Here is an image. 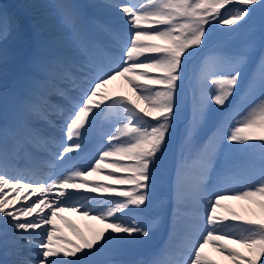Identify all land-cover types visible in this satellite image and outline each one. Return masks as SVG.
I'll list each match as a JSON object with an SVG mask.
<instances>
[{"label":"snow or ice","instance_id":"snow-or-ice-1","mask_svg":"<svg viewBox=\"0 0 264 264\" xmlns=\"http://www.w3.org/2000/svg\"><path fill=\"white\" fill-rule=\"evenodd\" d=\"M105 6L116 8L123 27L113 34L115 47L105 49L102 61L98 42L72 0H24L19 12L0 5V80L5 81L0 89V236L12 229L25 246L32 245L34 234L43 236L35 253L17 248L15 264H97L92 259L97 254L150 238L153 225L143 214L178 118L187 63L208 44L216 26L237 31L254 11L264 13V0H123L114 5L106 0ZM49 9L56 27L48 23ZM254 52L255 45L248 44L204 59V87L193 105L186 142L195 141L212 111L220 118L192 156L204 211L198 225L189 228L187 257L163 253L136 264H222L206 251L209 247L230 264L264 259V162L259 180L243 189L227 186L247 179L227 165L217 174L216 186L209 184L219 157L226 155L225 145H264V35L248 73ZM12 62L23 70L7 82ZM118 77L131 86L130 95L108 90ZM257 93L259 99L241 114L240 106ZM101 118L110 130L94 157L81 164ZM28 148L44 150L67 167L49 178L22 172L17 158ZM108 169L110 184L95 179ZM96 193L105 195H91ZM183 196L181 186L178 197ZM228 200L248 201L260 211L241 215ZM65 211L81 212L105 226L88 238L68 222L80 243L56 236L55 220H64Z\"/></svg>","mask_w":264,"mask_h":264},{"label":"rangeland","instance_id":"rangeland-1","mask_svg":"<svg viewBox=\"0 0 264 264\" xmlns=\"http://www.w3.org/2000/svg\"><path fill=\"white\" fill-rule=\"evenodd\" d=\"M2 3L0 2V5ZM91 7L90 4L84 5L82 9L89 10ZM49 18H56L54 11L52 12L51 16ZM101 19V18H100ZM122 21L120 17H117V22ZM107 22V21H105ZM262 28H264V13H262L260 10H256L253 12L250 20L247 22L244 27L240 28L237 31H230L226 26L220 27L216 26L211 34V39L208 42V44L196 55L194 56L186 65L184 72H186L185 77L182 78V85H181V95L179 97V113L177 122L178 125L176 129L174 128L171 139L169 144H171V149L168 148V151L165 153L171 155L167 157V175L164 177L154 179V182H158L159 186H162L164 188V191L166 193H170V188L176 189V186L172 184L171 181L176 182V184H182L186 186L193 185L195 172L197 169L191 165H188L187 162L192 160L188 158V156L191 154L193 155L195 151V147L201 144L208 136L211 135V133L215 130V127L217 125V122L220 118V112L219 111H212L209 116V120L207 125L205 126V131L202 135H198L195 139V141L189 143L186 142V130L188 128V123L186 125H181L183 121H181L182 118L185 116L188 117V120L191 119L192 115V109L195 102H197L200 98L202 88L204 87L202 83V70L204 67V59L207 55H209L212 52H234L238 51L241 48H243L245 45L248 44H254L255 45V52L253 55L252 63L249 65L247 72L251 73L256 60L259 57L260 54V47H261V37L264 35L262 33ZM101 30L103 31V35L107 36L108 38H112V35L109 31V28L107 25L104 24V28L102 27ZM104 48H113L115 47L112 43H102ZM104 49V52L107 53V51ZM108 54V53H107ZM104 59H102L103 61ZM15 70L16 74H19L21 71V67H17ZM119 80V84L124 87L125 92H119L122 94H131V86L123 79V78H117ZM63 87H70L69 85L65 84ZM109 91H113L111 84L108 86ZM54 100H57V97H53ZM259 99V93L255 94L253 97L249 98L247 101H245L240 107H241V114H243V111H246L253 103H255ZM63 103V101H60ZM215 108V106H213ZM189 122V121H188ZM103 129H105L104 132ZM110 130V125L108 122H106L103 118L97 121L96 127L90 132L88 137V143L86 145L90 146L94 150V155L96 153L97 148L99 145L104 142L102 140V137L105 132ZM174 138H177V140L174 141ZM101 141L99 145H96V141ZM181 144V145H180ZM189 146V147H188ZM229 147V155H225L224 153L221 154L219 157V160L216 164L218 167H224L227 165L228 167L235 169L237 171H242L243 174L247 177L246 180H244V183H255L259 180L260 177V171L262 162H264V145H262L260 142L254 143V145L244 148L240 145H227ZM226 147V148H227ZM182 148V153L184 156V160L179 162L182 167H185L189 170L188 174L185 175L180 182L178 180H172L171 175H169L170 169L175 161L179 157L180 149ZM34 149V148H32ZM36 150V149H34ZM40 151V150H39ZM179 151L178 155H173ZM36 152H38L36 150ZM171 152V153H170ZM226 153V149H225ZM231 153V154H230ZM87 153H83V156L80 157L79 163L83 164L84 162V156H86ZM115 159V158H113ZM55 166L56 163L53 164V170L50 171L49 174H47L46 178H49L55 174ZM67 167V166H66ZM65 167V168H66ZM218 172H215L209 179V184L213 187L216 185V179H217ZM99 175H107V172H102ZM194 175V176H193ZM192 176V177H191ZM257 176V178H255ZM177 179V178H176ZM161 182V183H160ZM244 188V184H242ZM237 188V186H232ZM239 187H241L239 185ZM181 188V187H180ZM183 188V187H182ZM238 188V189H243ZM151 193L158 194L160 193V190L155 188L154 186H151L150 189ZM184 196L181 197L180 200L174 201L176 204L175 206V212H171L169 209H167L168 205V197L164 196L162 202H155L154 204L150 203L148 204L147 208H149L151 211L149 213L145 214V217L149 218L153 215L158 214L159 209H161V212L159 214V219L157 220L156 224L154 225L157 229H164V232L170 233L169 239L164 238V241L162 244L167 245L168 248H172L174 246L182 250L186 249V239L188 235L189 228H195L198 225V218L203 214V205L199 199V196L196 192V190H193L190 188H183ZM154 194V195H155ZM195 195V197H193ZM151 202V201H150ZM239 206L235 208L229 200L225 201L226 204L230 205L236 212L240 213L241 215H251V212L249 209L259 213V211H256L254 209L253 204H250L248 201H236ZM169 206V205H168ZM162 217L164 218L163 220ZM162 231V229H161ZM8 236L13 237L14 239L20 238V233H14L11 229L8 231ZM163 236V234L161 235ZM43 238V237H42ZM42 238H33V243L31 246H25V243L23 242L20 244L19 247H23V250L25 253L37 252V248L35 247L36 243L42 239ZM163 240L161 237L159 238V241ZM59 243V241H58ZM155 251H161V253H166L167 248L163 249L161 246L153 248ZM206 251L217 260H220L222 264H230L229 261L225 260L223 257L219 256L218 253H216L211 247L207 248ZM261 264H264V259H262Z\"/></svg>","mask_w":264,"mask_h":264},{"label":"bare ground","instance_id":"bare-ground-1","mask_svg":"<svg viewBox=\"0 0 264 264\" xmlns=\"http://www.w3.org/2000/svg\"><path fill=\"white\" fill-rule=\"evenodd\" d=\"M0 2L2 3L1 5L5 6L9 11H13V12H19L21 11L20 9V5L24 2V0H0ZM72 2L74 4L77 5V9L79 11L80 14V18H81V22L83 24V26L85 27V29L88 31V33L98 42V46L100 48V51L98 52V58L99 59H104L107 56V53L104 52V46L102 45V43H113V39L112 38H108L107 36L103 35V31L101 30V28H104V24L107 25V27L109 28V31L113 37L114 33L120 32L122 27H123V21H118L117 22V17H120V14L117 12L115 7H106L105 3L106 0H72ZM123 2V0H111V3L117 4V3H121ZM90 4L91 7L89 10H84L82 9V7L84 5H88ZM49 12H53V10L49 9ZM51 16V15H50ZM101 18V19H100ZM107 21V22H105ZM48 23L53 26L56 27L58 25V21L57 18H49ZM72 51L74 55H77V53L75 52L74 47H72ZM21 67V71L19 72V74L22 72L23 68H22V64L19 62H12L9 63L8 65V80L7 82H10L12 80V78L16 75V71L15 70L17 67ZM186 72H184V76L185 77ZM5 81L0 80V89L3 88ZM112 89L113 91H110L112 93H119V92H125L124 87H122L119 84V80L116 79L115 81H113L111 83ZM179 116V115H178ZM183 127L184 125H186L188 123V117L185 116L184 118L181 119ZM178 125L177 120L175 121L174 124V128L176 129ZM105 129H103L102 132H104ZM205 131V127L202 128L200 130L199 136L203 134V132ZM186 137V136H184ZM177 140V138H174V143ZM100 140L96 141L95 144L99 145L100 144ZM181 145V144H180ZM189 147V146H188ZM226 149V154L229 155V147H227V145L224 146ZM227 147V148H226ZM169 148L171 149V144H169ZM85 152L87 153L86 156H84V162L83 164H87L93 157H94V150L90 147L87 146L85 148ZM84 152V153H85ZM171 153V152H170ZM179 151H177L173 157H175V155H178ZM44 156H45V160H46V166L45 169H47L48 167L51 168V163L54 162L50 156V154L46 151H44ZM231 154V153H230ZM171 155L166 154L164 155V157L162 158L161 163L159 164V166L156 168L155 172H154V179L157 178H162L165 175H167V163H166V159L167 157ZM193 155H189L188 158L192 159ZM166 160V161H165ZM184 160V156L182 153V148L180 149V154L179 157L177 159H175L173 166L170 169L169 172V177H171L172 180H178V182H180L182 180V178L188 174L189 170L185 167H182L181 164H179V162ZM39 162H43L42 160H40L36 153L31 152V150L25 149L22 150L20 152V154L18 155L17 158V166L18 168L25 173H29L31 172V168H29L27 170V168L25 167L26 163H29L32 165L33 167L37 166V163ZM56 166L55 168H59L62 165H65V162L63 161H58L56 162ZM188 165H192V160L187 162ZM223 167H218L216 166V172H220L221 169ZM45 169H39L37 171H33L31 173H34L36 175L37 178H40L44 172H46L47 170ZM42 170V172H41ZM107 171H111V169L106 170ZM60 172H56L55 174H58ZM195 177H194V181H193V185H188V186H184L182 183L180 184H176V182L171 181L172 184L174 186H176V189L174 188H170L171 192L170 193H166L164 191V188L162 186L158 185V182H154L153 180L151 181V186H154L155 188H157L158 190H160V193L155 194V193H151L150 192V203L154 204L155 202H162L163 197L166 196L168 197V205L169 208H171V211L174 210V201H176L177 199L180 200L181 197H178V191L180 190V187L182 186L183 188H192L193 190H195V182H196V176H197V171L195 172ZM193 175V176H194ZM192 177V176H191ZM177 178V179H176ZM255 178H257V176H255ZM95 179L99 182L102 183H111V181H109L107 179V175L103 176V175H97L95 177ZM242 184H244V188L247 187L250 183H237V184H232L229 183L227 186L228 187H232V186H237V188H243ZM239 185L241 187H239ZM216 185H214L213 187H215ZM86 195H88V193H85ZM155 194V195H154ZM14 195V194H13ZM91 195H105V194H100V193H96V194H91ZM195 197V195L193 196ZM34 198V197H33ZM233 205H235L234 207L237 208L239 206V204L236 202V200H229ZM149 203V205H150ZM167 205V207H168ZM19 205H17L18 207ZM254 209L256 211H259V208L257 205L253 204ZM240 207V206H239ZM151 210L149 208H146L145 212H144V217L146 213H149ZM161 212V209H159L158 214L153 215L154 218L151 217H145L152 225H153V231L152 234L150 236V238H138L136 242L131 243V244H126L123 245L119 248H115V249H108L103 253L97 254L95 257H93L92 259L94 261L97 262V264H108L109 261H119V262H124V264H136L137 261H146V260H151L155 257H157L161 253V251H155V249H153L155 247H159L161 246V248L165 249L167 248L166 253L168 254V257L172 258V259H185L187 257V250H182L180 251L179 247L178 250H176L177 248H175L173 246V249L171 251V248H168L167 245L162 244V242L164 241V238L169 237V233L165 232L164 236H163V240L159 241V238L162 237V232L164 231L163 228L162 231L161 229H157L154 227V225L156 224L157 220L159 219V214ZM175 212V211H174ZM60 215H62L63 217H65L64 220H61L59 217L56 218L55 220V224L60 228V231L56 233V236L59 237H67L69 240L75 241L76 243H80V237L76 234V232L73 231V229L68 227V222H71L73 225L76 226V229L82 233L84 236L91 238L94 233L96 231H98L99 229L103 228L105 225L100 224L98 221L92 220L89 217H85L83 216V214L81 212H73V211H65L63 213H61ZM164 218L162 217L161 220H163ZM11 229H9L8 231H10ZM42 234L40 235H33V238H42ZM24 241L19 239H14L13 237L10 236H0V264H15V261L17 259L16 256V251L17 248H19L20 244H22ZM175 250V251H174ZM179 251V252H178Z\"/></svg>","mask_w":264,"mask_h":264}]
</instances>
